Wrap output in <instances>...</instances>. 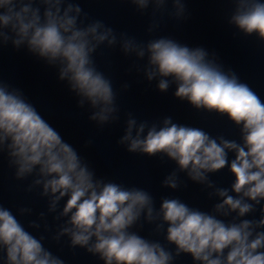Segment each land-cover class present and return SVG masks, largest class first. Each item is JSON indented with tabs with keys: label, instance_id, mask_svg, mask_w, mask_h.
<instances>
[{
	"label": "clouds",
	"instance_id": "9594fccd",
	"mask_svg": "<svg viewBox=\"0 0 264 264\" xmlns=\"http://www.w3.org/2000/svg\"><path fill=\"white\" fill-rule=\"evenodd\" d=\"M126 2L141 13L150 3L154 6L149 33L159 28L166 16L187 19L185 0ZM228 2L234 5L229 23L245 37L255 34L264 44V0ZM169 3L174 12H169ZM63 4L64 0H0V9H4L0 12V45L11 39L19 48L26 42L30 52L47 58L49 63L59 61V80H67L69 91L80 97L77 108L82 109L85 100L89 101L98 110L88 119L102 126L110 119H119L113 115L118 111L116 94L91 56L105 42L109 47L115 45L117 36L113 28L99 20L79 26L81 7ZM39 5L44 6L43 14ZM120 37L126 54L136 51L138 57L145 55L134 37L127 33ZM146 51L147 79L159 76L160 92L168 90L171 78L176 84V98L238 127L242 143L224 135L213 136L201 127L173 123L170 117L159 128L153 124L146 134V123L137 127L136 120L129 118L118 143L127 142L129 153L150 158L162 154L161 158L174 161L176 170L162 182V187L170 189L179 187L178 172L214 187L206 174L227 167L234 177L231 192L235 195L217 188L215 195L221 202L213 211L225 217L234 213L231 221L190 208L178 198L163 197L157 211L148 191L94 179L89 163L77 149L18 89L9 91L3 78L0 156L6 155L9 168L15 166L16 180L33 176L26 191L41 189L39 195L50 198L49 212L58 213L54 219H63L52 240L58 243L62 236H68L69 248L86 249L98 255L103 264H173L182 254H189L193 264H264V98L234 70L225 71L215 53L209 59V53L201 47L192 49L158 36L148 41ZM229 152L234 153L230 161ZM62 200V210L58 211ZM28 211L19 209L21 215ZM257 211L258 219L245 218ZM142 215L149 223L160 221L155 231L163 233L166 243L153 242L132 230ZM40 216L43 218L44 213ZM28 227L38 229L40 225L31 221ZM45 239L44 235H33L10 208L0 203V264H65L45 247Z\"/></svg>",
	"mask_w": 264,
	"mask_h": 264
}]
</instances>
